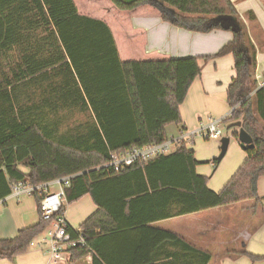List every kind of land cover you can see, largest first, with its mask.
Wrapping results in <instances>:
<instances>
[{"label": "trees", "instance_id": "16d2710c", "mask_svg": "<svg viewBox=\"0 0 264 264\" xmlns=\"http://www.w3.org/2000/svg\"><path fill=\"white\" fill-rule=\"evenodd\" d=\"M111 1L120 10L153 6L164 20L199 32L223 29L221 17L236 18L240 29L233 40L202 58L234 56L236 76L227 88L233 111L226 120L241 121L255 147L245 150L247 158L220 191L212 190L209 177L197 172L201 163L185 141L168 154L139 161L124 171L105 166L115 153L170 137L167 126L182 122L180 106L202 73L200 57L130 61L144 140L125 62L106 20L81 12L76 0H0V198L10 195L19 182L35 185L72 175L58 214H65L68 204L87 194L98 208L80 225L86 243L69 249L67 264H127L111 254L110 245L121 229L134 224L119 220L137 216L134 208L144 201L169 202L170 209L154 219L248 199L262 205L264 217V196H259V179L264 176V85L256 78L258 47L264 39L257 42L248 29L257 21L255 13L247 11V24L232 0ZM235 136L238 140L237 132ZM218 164L215 159V167ZM34 196L41 215V196ZM49 225L41 218L16 237L0 239V259L27 252ZM68 230L75 238L76 231L70 226ZM137 231H149L144 246L161 251L130 264L212 260L210 252L165 230L143 225ZM243 247L231 254L257 258Z\"/></svg>", "mask_w": 264, "mask_h": 264}, {"label": "crops", "instance_id": "0c3cea01", "mask_svg": "<svg viewBox=\"0 0 264 264\" xmlns=\"http://www.w3.org/2000/svg\"><path fill=\"white\" fill-rule=\"evenodd\" d=\"M232 1L242 18L248 24L245 17L247 11L242 12L240 7H238L239 0ZM113 7L117 9L114 5ZM117 10L119 13H115L114 19H111L112 22H110L108 18L105 19L106 14L104 18H100L106 20L109 25H113V27H111L115 33L116 41L119 46L121 57L125 62V66L128 64L130 67V61L133 59L200 57L199 62L202 65V73L194 80L186 99L180 106L182 122L179 125L175 124L176 127L172 132H170V126L172 124L167 126L169 136L179 135L184 128L197 127L199 124L208 121L211 117L220 118L226 117L229 114L228 112L231 110L229 105L227 113L223 110L220 112L218 111L219 107L224 104L223 102L228 103L227 88L232 79L236 76L234 56L232 54H227L210 60H204L202 57L216 53L224 44L233 40L234 32L232 30L221 29L231 31V39L226 40V42L213 44L209 41L207 36L211 35L213 32L215 33L217 29L211 32H199L179 27L164 20L160 11L153 6L145 4L134 10ZM255 15L258 19V15ZM117 31L122 34L121 39L118 38L116 34ZM259 50L264 51V45L258 47L256 78L259 83H264V63L259 61V56L261 54ZM259 70H261V72ZM208 72L211 76L210 79H216V83H220V86H208L210 83ZM227 75H229V77L231 75V77L224 81L223 78L227 77ZM130 93L134 102L142 137L146 140L144 119L138 102L136 89L134 88V90H132L130 88ZM195 141L193 142L194 144L188 145V148L193 149V146L196 144ZM193 150L200 163H205L206 159H202L197 155V151L195 149ZM199 165L197 166V172L205 175L204 172L199 170ZM23 169L27 171V168ZM52 189L55 191L57 188ZM259 196L262 197L264 194ZM143 204L144 205L134 208V211L137 212V216L131 219L121 218L119 220V222L123 224L133 220L134 224L121 229L120 233L122 234L112 239L110 245L111 254L117 255L122 262L130 264L135 258L160 253L161 250L156 247L149 250L144 246L146 237L151 235L149 231H147L148 233H139L137 231V227L143 225L170 232L196 248L210 252L212 254V260L209 264H222L221 259L224 257V260L226 258H232L234 255L231 253L243 250V246L246 247L248 252L255 254L251 242L256 239L258 229L264 224V217L263 209L261 208L258 212V220L254 219L255 212L253 208L256 204L254 199L243 200L189 214L156 219H154L153 216L156 217L161 214V212L170 209L169 202L167 204L165 199H156L154 204H150L147 201H144ZM236 204L244 209L241 216L236 217L235 215L237 213H235L232 217L231 214L233 210L230 209L229 211L228 209L224 211L225 208L233 209ZM3 205L6 207L5 211L11 212V210H13L16 215L11 217V222L5 223L0 227V239L14 238L18 235L19 230L35 225L41 220L38 203L34 195H25L21 198H17L10 194L5 198H0V207ZM97 208L91 195L87 194L67 205L65 212L66 221L75 231L80 230V225L83 221L92 215ZM150 216L152 220H150ZM263 232L264 226L262 227V233ZM148 239L149 237L146 240ZM37 242L39 243L41 241ZM140 245L142 246L140 247ZM47 246V243L43 242L41 246L36 245L30 247L27 252L17 255L14 259H0V264H47L49 260V255L46 251ZM178 249L179 252L183 254L186 251V249ZM164 251L167 250L164 249ZM171 251L176 250L168 248V252ZM187 252L191 255L189 251ZM69 257L68 253L67 258ZM237 258L240 257H236L235 259ZM91 259V257H88L89 263ZM177 264L187 263L184 260L182 263Z\"/></svg>", "mask_w": 264, "mask_h": 264}, {"label": "rangeland", "instance_id": "374dc122", "mask_svg": "<svg viewBox=\"0 0 264 264\" xmlns=\"http://www.w3.org/2000/svg\"><path fill=\"white\" fill-rule=\"evenodd\" d=\"M76 2L81 12L89 15L92 14L94 17H99V18L100 17L104 18V15L106 14L105 19L107 18L110 19V22H112L111 19H114L115 13L117 14L119 13L117 12L118 10L113 7V3L111 0H76ZM238 7H240L242 12L252 10L255 14L258 15L257 21L248 24V29L251 32V34H253V37L257 40V42L262 41L264 39V0H239ZM110 26L113 27L112 24H110ZM116 34L119 39L122 38V34L119 31H117ZM207 37L211 43L216 44L220 42H226V40L231 39L232 32L217 29L215 33L213 32L211 35ZM259 51L261 52L259 56V61L264 63V51L263 50H259ZM124 57L126 58L125 55ZM125 71L127 74L128 83L130 85L129 87L132 90H134L135 85L128 64L125 66ZM259 71L261 72V70ZM225 72H226V67H225ZM208 76H209L208 79L210 81V83L208 84L209 87L214 85L220 86V83H216V79H210L211 76L209 72H208ZM230 77L229 75H227V77H224L223 79L224 81H226L227 78ZM223 103L224 104L219 107L218 112L223 110L224 112L227 113L229 104L227 102H223ZM232 122L234 121L231 120L224 121L223 137L221 139L210 140L207 138L199 137L195 141L196 142L195 146H193V149L197 151V155L200 156L202 159H206L205 163L199 165V170L204 172L205 175L209 177L208 185L210 186V188L214 190L220 191L247 157L246 151L242 148V146L240 145L239 141L235 136V132L239 130V127L233 126L231 128H228V126ZM175 127L176 125L172 124L170 126V132H172L175 129ZM225 137L229 138L228 149L224 158L217 165V167H215V159H217L221 153L222 139ZM192 144L194 143H191L190 145ZM52 188L56 189L58 187L54 185ZM259 193H260L259 195L264 194V176L260 178ZM258 203H256L255 207L253 208V211L255 212L254 219L257 220L259 218L258 212L262 208V205ZM5 208L6 207L4 205L0 207V227L5 223L11 222V217L13 215H16L15 211L11 210V212H7L5 211ZM227 209L228 211L229 209L233 210V213L231 214L232 217L235 215V213H237L235 215L236 217L241 216L244 211V209L240 205L237 206V204L234 206L233 209L225 208L224 211H227ZM263 226L264 224L258 229L256 233V239L251 242L253 252L255 253L254 255H256L257 258H252L250 256H243V257L239 256L240 258L235 259L237 256L235 257L233 256L232 258H226L224 260L225 258L224 257L223 259H221V263L222 264H264V232L262 233ZM46 234H47V229H45L43 233L37 235L34 241L35 242L43 241L42 238H44Z\"/></svg>", "mask_w": 264, "mask_h": 264}, {"label": "built area", "instance_id": "2783aa9c", "mask_svg": "<svg viewBox=\"0 0 264 264\" xmlns=\"http://www.w3.org/2000/svg\"><path fill=\"white\" fill-rule=\"evenodd\" d=\"M263 86L264 83H259ZM233 109L230 110L226 117H211L205 123L199 124L197 127L187 128L180 132L179 135L170 136L166 141L151 144L145 142L142 146L134 147L127 151L115 153L105 166L114 169L116 172L124 171L139 161H149L161 155L168 154L175 150L182 141L186 145H190L197 138H207L210 140H218L223 137V124L228 116L231 115ZM72 175L63 176L40 184H29L24 182L16 183L12 186L11 194L17 198L25 195H34L38 193L41 196L40 211L41 218L49 221L47 234L43 241L36 243L31 242V247L47 243V253L49 260L47 264H66L67 255L70 248L85 245V237L81 234V230L76 231L74 238L68 230V223L65 214H58L62 205L66 202L65 188L69 186ZM56 185L58 188L53 191L52 187Z\"/></svg>", "mask_w": 264, "mask_h": 264}, {"label": "water", "instance_id": "95a60500", "mask_svg": "<svg viewBox=\"0 0 264 264\" xmlns=\"http://www.w3.org/2000/svg\"><path fill=\"white\" fill-rule=\"evenodd\" d=\"M219 21H221V24L222 26L224 27V29H230L232 30L233 32H236L240 29V26H239V23L238 21L236 20L235 17L233 16H225V17H221L219 19ZM233 126H237L239 127V130H238V140L240 142V145L242 146V148L244 150H247V149H251V148H254L255 147V144H254V139L253 137L242 127V122L241 121H235V122H232L228 128H231ZM228 144H229V138L225 137L222 139V145H221V153L219 155V157L217 158L218 159V162H220L226 152H227V149H228Z\"/></svg>", "mask_w": 264, "mask_h": 264}]
</instances>
